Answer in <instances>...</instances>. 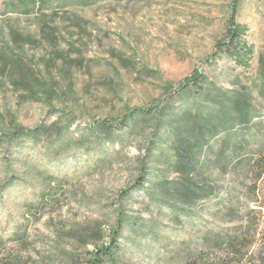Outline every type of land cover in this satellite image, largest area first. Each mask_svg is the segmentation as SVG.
Wrapping results in <instances>:
<instances>
[{"label": "rangeland", "instance_id": "rangeland-1", "mask_svg": "<svg viewBox=\"0 0 264 264\" xmlns=\"http://www.w3.org/2000/svg\"><path fill=\"white\" fill-rule=\"evenodd\" d=\"M25 1L0 0V264L112 242L105 264H264L246 167L264 143V0H239L246 69L216 49L233 0ZM248 220L247 256L224 259Z\"/></svg>", "mask_w": 264, "mask_h": 264}, {"label": "trees", "instance_id": "trees-1", "mask_svg": "<svg viewBox=\"0 0 264 264\" xmlns=\"http://www.w3.org/2000/svg\"><path fill=\"white\" fill-rule=\"evenodd\" d=\"M22 1L20 0V2ZM28 1L30 0H27L24 3H27ZM33 1V4H35L36 1ZM96 1L97 0H71V3L89 5ZM238 6L239 0H233L231 13L226 22L225 39L216 43V49L219 53L226 55V57L235 64L246 69L250 67V62L254 54V45L246 36L248 31L247 25L237 22L235 19ZM204 83L205 79L201 75H196L190 79L188 87L189 85H192V88L194 87L195 89L202 91ZM133 123H135V119L132 117L127 120L126 125H130L131 128ZM246 167L250 180L247 190L252 195V199L254 203H256L255 205L261 208L259 209L261 211L264 209V204L260 200L264 198V192H262L261 189V186H264V143L261 144L257 152L253 154L252 158L247 162ZM255 231L252 222L248 220L247 225L243 230H239L229 240L224 242L227 255L224 259H229V257H231L236 258L237 262L243 260L247 256L249 248L254 242ZM116 247V242L102 246L94 245L92 249L86 250L84 257L75 258L71 264H105L106 260L112 255ZM231 261L228 260L224 264H233Z\"/></svg>", "mask_w": 264, "mask_h": 264}]
</instances>
